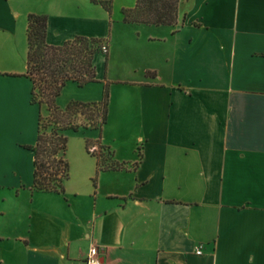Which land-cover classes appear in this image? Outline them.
I'll use <instances>...</instances> for the list:
<instances>
[{"label": "crops", "instance_id": "0c3cea01", "mask_svg": "<svg viewBox=\"0 0 264 264\" xmlns=\"http://www.w3.org/2000/svg\"><path fill=\"white\" fill-rule=\"evenodd\" d=\"M103 1L0 0V264H84L93 244L104 264H264V0H180L175 25ZM31 14L50 45L108 47L97 81L56 98L100 101L112 81L103 130L72 132L63 193L33 188ZM88 140L125 167L99 170Z\"/></svg>", "mask_w": 264, "mask_h": 264}, {"label": "trees", "instance_id": "16d2710c", "mask_svg": "<svg viewBox=\"0 0 264 264\" xmlns=\"http://www.w3.org/2000/svg\"><path fill=\"white\" fill-rule=\"evenodd\" d=\"M97 2V0H94ZM180 0H136L133 10H124L126 22L151 25H175L178 22ZM111 10V0L103 1ZM48 18L45 15L29 16L28 71L33 81V104L47 105L48 123L43 125L39 116L38 139L29 146L35 153L33 188L45 192H65V181L70 177V165L66 157L69 139L65 131L73 129H103L109 118L110 87L105 86L102 100L94 102L72 101L65 109L60 108L56 98L69 81L79 86L97 81L94 64L96 53L101 51V38L77 36L63 45H50L46 41ZM41 100H37L38 96ZM50 131H46L47 128ZM98 145L99 151L91 148ZM88 151L97 157L99 170L121 169L125 166L111 161L113 151L100 141H87ZM105 151V152H103ZM106 153V154H105Z\"/></svg>", "mask_w": 264, "mask_h": 264}, {"label": "rangeland", "instance_id": "374dc122", "mask_svg": "<svg viewBox=\"0 0 264 264\" xmlns=\"http://www.w3.org/2000/svg\"><path fill=\"white\" fill-rule=\"evenodd\" d=\"M123 1H129V0H117V2H118V4H121ZM131 1H135V0H131ZM113 3H114V0H111V9H112V7H113ZM102 45H107V43L106 42H104V43H102ZM115 57V56H114ZM123 69H125L126 68V64H125V61H124V58H121L120 59V64H119ZM106 84H108L109 85V87H111V84H112V81L108 78L104 83H102V85H103V90H105V86H106ZM62 92V91H61ZM111 93V92H110ZM61 94V93H60ZM61 98H63V95H62V97ZM37 100L39 101V100H41V96L39 95L38 96V98H37ZM72 101H81V100H70V101H68L67 103H66V105L68 106ZM81 102H94V101H81ZM42 106H44V113H43V125H46L47 123H48V121L46 120L47 119V117H48V113H46L47 111H46V108H47V105L45 104V103H43L42 104ZM66 106V107H67ZM65 107V108H66ZM64 108V109H65ZM109 119V118H108ZM108 123V122H107ZM106 123V124H107ZM98 130H100V132L103 130H101V129H99L98 128ZM113 130H115V129H113ZM46 131H50V128L48 127L47 129H46ZM79 131H82V132H80V133H83V131H84V129H80ZM79 131H75V130H73V129H68V130H66L65 131V135L68 137V139H69V142H68V153H67V159H68V162H69V156L75 151V148H74V145H73V143H72V141L70 140V137H71V135H72V132H75V134H78L79 133ZM94 146H92V148H93ZM91 148V149H92ZM95 150H97V151H99L100 149L99 148H97V149H95ZM103 152H105V151H103ZM106 154V153H105ZM69 165H70V163H69ZM70 167H71V165H70Z\"/></svg>", "mask_w": 264, "mask_h": 264}, {"label": "built area", "instance_id": "2783aa9c", "mask_svg": "<svg viewBox=\"0 0 264 264\" xmlns=\"http://www.w3.org/2000/svg\"><path fill=\"white\" fill-rule=\"evenodd\" d=\"M101 51L107 53L108 47L107 45H103ZM96 147H93L91 150L95 151ZM200 253V251H198ZM84 264H104V261L101 257V250L100 248L93 244L87 254L86 259L84 260Z\"/></svg>", "mask_w": 264, "mask_h": 264}]
</instances>
